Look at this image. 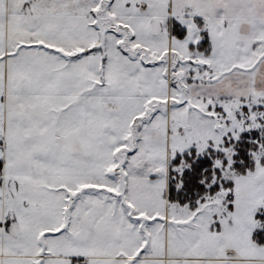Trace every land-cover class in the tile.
I'll list each match as a JSON object with an SVG mask.
<instances>
[{
  "label": "snow or ice",
  "instance_id": "snow-or-ice-1",
  "mask_svg": "<svg viewBox=\"0 0 264 264\" xmlns=\"http://www.w3.org/2000/svg\"><path fill=\"white\" fill-rule=\"evenodd\" d=\"M0 264H264V0H0Z\"/></svg>",
  "mask_w": 264,
  "mask_h": 264
}]
</instances>
